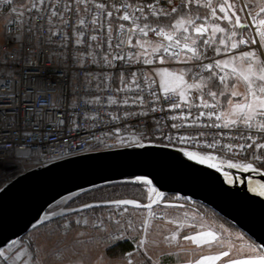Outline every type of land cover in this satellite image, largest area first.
I'll list each match as a JSON object with an SVG mask.
<instances>
[{"label": "snow or ice", "instance_id": "obj_1", "mask_svg": "<svg viewBox=\"0 0 264 264\" xmlns=\"http://www.w3.org/2000/svg\"><path fill=\"white\" fill-rule=\"evenodd\" d=\"M0 4V176L26 167L22 157L47 159L55 147L71 155L106 140L112 142L109 147H145L157 140L177 146L190 160L221 171L228 184L235 178L224 170L225 163L229 169L261 171L254 165H264V0L255 5L258 11L248 0L240 5L236 0ZM193 144L208 151L190 150ZM214 152L238 159L225 160ZM134 180L149 186L150 202L142 206L148 213L138 227L121 224V239L131 248L120 260L164 264L173 253L154 252L159 242L149 240L148 232L153 205L159 203L153 196L165 193L146 176ZM247 182L249 192L264 197V181L249 176ZM96 187L68 193L59 219L49 204L29 226L35 230L57 220L56 227L67 235L73 223L81 226L83 210L139 206L135 199H93L73 206L78 195ZM108 219L115 220L111 211ZM95 226H103V220L97 217ZM84 235L77 231L74 245ZM221 235L209 228L183 239L223 248ZM176 241V232L164 237L169 248ZM96 243H103V250L93 264H113L106 255L115 246L111 234L98 236ZM226 247L184 264H264V244L247 243L236 253L230 243ZM42 251L44 246L26 230L0 234V264H43ZM84 262L83 252L60 250L58 264Z\"/></svg>", "mask_w": 264, "mask_h": 264}, {"label": "water", "instance_id": "obj_2", "mask_svg": "<svg viewBox=\"0 0 264 264\" xmlns=\"http://www.w3.org/2000/svg\"><path fill=\"white\" fill-rule=\"evenodd\" d=\"M224 170L234 174L233 184L226 182L221 171L190 160L178 148L157 143L57 160L21 172L0 187V234L10 236L22 229L29 232L30 221L34 222L49 204L54 205L78 188L134 182L135 177L146 176L158 191L200 202L245 232L255 243L264 244V197L249 192L247 182L249 176L253 181H264V171L243 172L229 169L226 163ZM137 202L139 206L127 207L143 208L150 201ZM63 210L64 207L51 209L57 217L62 216Z\"/></svg>", "mask_w": 264, "mask_h": 264}, {"label": "rangeland", "instance_id": "obj_3", "mask_svg": "<svg viewBox=\"0 0 264 264\" xmlns=\"http://www.w3.org/2000/svg\"><path fill=\"white\" fill-rule=\"evenodd\" d=\"M249 2L253 4L251 10L258 11L255 5L261 2V0H249ZM175 3H179V0H175ZM236 3L240 5L241 0H236ZM0 24H3V19H0ZM248 34L251 35V30H249ZM241 90H243L242 85ZM223 158L225 160L229 159L226 157ZM4 179L8 180L10 178L8 175H5ZM148 187L146 184L142 187L145 191L144 202L148 201ZM67 199L68 196L64 197L63 200L52 205L51 209L64 207ZM98 208L101 209L83 210L79 217L81 226L73 223L67 235H63L65 231L63 227H56L57 220H53L51 224L45 223L43 226L29 231L34 235L37 243L44 246V251L40 253V256L43 257V264H58L60 250L65 247L76 251L78 254L83 252L85 256L84 264H93L97 254L103 250V243L99 245L96 243L98 236L105 235L107 232L111 234L113 242L122 240L120 232L121 224H127L130 221L133 227L136 228L147 217L148 213V209L127 206ZM109 211L115 215V220L108 219ZM152 211L154 212V216L151 218L148 237L151 241L159 242V247L153 248V251L159 252L163 249L166 252L171 251L173 253L171 259L165 260L164 264H184V261L190 258L195 259L200 255L215 254L219 250H227V243L232 245L233 253L238 252L242 245L255 243L249 235L210 207L177 194L159 198V203L152 208ZM60 217H57V219ZM97 217L103 220V226H95ZM84 220L88 221L86 226H83ZM116 220H119L120 223H116ZM181 223L184 224L183 228H179ZM209 228L222 234L220 239L225 244L223 248L218 244H214L212 248L197 246L191 241L183 239L185 235H192L196 231L208 230ZM77 231H83L85 233L83 237H80L82 241L80 245H74L73 241V237ZM174 232L177 234V241L169 248L164 242V237L170 236ZM134 234V232L127 233L128 236ZM241 234H243L242 239L240 238ZM180 249H184V251H180ZM122 254L123 252L112 251L110 248L106 255L112 259L113 264H123L120 260Z\"/></svg>", "mask_w": 264, "mask_h": 264}, {"label": "trees", "instance_id": "obj_4", "mask_svg": "<svg viewBox=\"0 0 264 264\" xmlns=\"http://www.w3.org/2000/svg\"><path fill=\"white\" fill-rule=\"evenodd\" d=\"M249 2V0H248ZM251 3V2H250ZM162 23H167V21H162ZM155 143H158L156 141ZM259 167L258 164H255ZM3 184V181L0 182V186ZM144 184L138 182H112L106 183L102 185H98L96 189L86 192L82 195H78L76 201H74L73 206H76L79 203H86L92 201L93 199H120V198H132L138 200L140 202H144L145 199V191L142 189ZM175 194L167 193L166 197L173 196ZM101 208H95L94 210H98ZM131 244L128 241L119 240L115 242V246L112 247V251L125 252L130 250Z\"/></svg>", "mask_w": 264, "mask_h": 264}, {"label": "built area", "instance_id": "obj_5", "mask_svg": "<svg viewBox=\"0 0 264 264\" xmlns=\"http://www.w3.org/2000/svg\"><path fill=\"white\" fill-rule=\"evenodd\" d=\"M174 2H175V0H174ZM2 8H3V4H0V9H2ZM201 119H203V118H201ZM157 141H158L159 144L165 145V142L160 141V140H157ZM111 143H112L111 141H107L106 140L104 143H98L92 149H89V148L85 147L83 150H78L77 152H74L71 155L66 154L59 147H55V155L50 156V158H47V159H43L42 158L39 161H36L33 158L22 157V159H24L26 161L27 166L26 167H22L21 170L19 172L15 173V174H8V176L10 178L8 180H5L4 176H0V182L3 181L2 185H4L7 181L11 180L13 177H15L17 174H19L21 172H25V171H27L29 169H32V168H35V167H38V166H43V165L49 164V163L57 161V160L65 159V158L72 157V156H75V155L90 153V152L115 150V149H120V148L125 147V146H120V145L109 147L108 145H110ZM173 148H178V147L177 146H173ZM190 150L201 151V152L208 151V149L203 148V147H199V146H197L195 144L191 145ZM214 154L223 155V157L232 158L234 160L238 159V157H235V154H228V153L221 154V153H216V152H214ZM249 155H250V153H249ZM242 156H243V153L241 154V157ZM256 164H258L259 167L264 171V165H261L259 162H257Z\"/></svg>", "mask_w": 264, "mask_h": 264}]
</instances>
